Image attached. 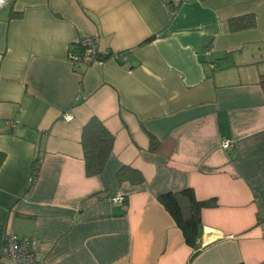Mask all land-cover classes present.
<instances>
[{
    "label": "crops",
    "instance_id": "1",
    "mask_svg": "<svg viewBox=\"0 0 264 264\" xmlns=\"http://www.w3.org/2000/svg\"><path fill=\"white\" fill-rule=\"evenodd\" d=\"M94 34L108 55L71 62ZM262 75L264 0H11L0 9V258L10 230L44 264H264ZM92 116L114 142L87 176ZM122 165L145 180L118 181ZM186 187L216 200L192 259L157 200Z\"/></svg>",
    "mask_w": 264,
    "mask_h": 264
},
{
    "label": "trees",
    "instance_id": "2",
    "mask_svg": "<svg viewBox=\"0 0 264 264\" xmlns=\"http://www.w3.org/2000/svg\"><path fill=\"white\" fill-rule=\"evenodd\" d=\"M251 24V22H248ZM260 83H264V75L260 77ZM150 149L155 150L158 142L150 137ZM114 135L95 116L90 117L81 128L80 144L82 147L85 173L87 176L98 175L104 168L105 162L112 152ZM4 154L0 152V163ZM40 158L35 157L31 163V172L37 178ZM118 181L130 183H142L143 174L128 165H122L116 172ZM33 184L27 186L26 192ZM157 200L163 205L173 218L177 227L181 230L185 243L193 249L189 259H192L201 249L199 237L202 230L201 212L204 208L214 207V198L199 200L191 187L176 191H167L157 196ZM237 264H244L239 262Z\"/></svg>",
    "mask_w": 264,
    "mask_h": 264
},
{
    "label": "built area",
    "instance_id": "3",
    "mask_svg": "<svg viewBox=\"0 0 264 264\" xmlns=\"http://www.w3.org/2000/svg\"><path fill=\"white\" fill-rule=\"evenodd\" d=\"M11 0H0V9L7 5ZM108 52L101 53L99 50V37L97 34L85 36L79 39L76 46L68 51V59L75 63L84 66H89L94 63H101L104 56ZM114 57H121L123 61L127 60V56L123 53H113ZM62 118L69 120L71 116L68 113H63ZM232 143L228 140L222 142V147L230 149ZM36 177L30 173L28 177V185L33 184ZM114 202H123L125 196L123 193H118L111 198ZM1 262L4 264H44L39 254L32 251L30 240L20 238L10 230H6L3 237Z\"/></svg>",
    "mask_w": 264,
    "mask_h": 264
}]
</instances>
